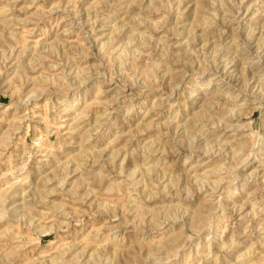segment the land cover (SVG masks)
<instances>
[{
  "label": "rangeland",
  "instance_id": "1",
  "mask_svg": "<svg viewBox=\"0 0 264 264\" xmlns=\"http://www.w3.org/2000/svg\"><path fill=\"white\" fill-rule=\"evenodd\" d=\"M0 264H264V0H0Z\"/></svg>",
  "mask_w": 264,
  "mask_h": 264
}]
</instances>
